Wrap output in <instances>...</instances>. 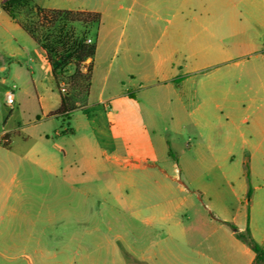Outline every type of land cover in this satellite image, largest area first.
Returning <instances> with one entry per match:
<instances>
[{
    "label": "rangeland",
    "instance_id": "374dc122",
    "mask_svg": "<svg viewBox=\"0 0 264 264\" xmlns=\"http://www.w3.org/2000/svg\"><path fill=\"white\" fill-rule=\"evenodd\" d=\"M1 1L0 36L17 38L25 46L26 58L21 67L15 61L11 65L6 62L7 70H0V264L134 262L131 249L142 245L135 242L136 230L129 214L139 197L138 186L133 182L143 180L145 173L128 169L127 158L148 154L151 162L162 164L169 174L183 178L181 170L186 158L193 161L198 156L182 151L194 143L195 135L190 126L180 130L176 123L177 119L189 121L187 111L176 104L180 96L189 103L197 102L198 86L226 65L238 74L246 68L264 70L261 28L219 42L220 48L229 50L225 57L228 62L224 64L207 67L214 60H189L191 67L173 69L171 64H185L188 60L182 55H171V49L194 36H207L205 26L226 33L232 23L245 24L249 12L243 5L259 6L260 0H210L211 6L190 7L183 13V21L172 22L163 0H33L41 7L95 10L101 14L98 28L74 25L78 35L85 34L99 45L95 57L98 74L89 88L76 75L75 66H69L63 78L66 92L62 94L55 83L47 82L48 92L57 97L63 95L68 116L45 117L43 122L25 126L17 134L11 132V146L2 135L12 127L5 92L13 91L18 97L21 84L39 73L31 60L36 44L21 28V34L5 31L3 26L11 19L2 10ZM237 3L242 7H236ZM149 5L152 11L146 9ZM19 18L28 23L37 21L27 8ZM12 24L16 26L14 21ZM133 39L137 43L132 44ZM145 57L149 59L146 65ZM160 61L163 66H159ZM88 64L89 61L80 64L79 73H87ZM119 68H123V76L115 82ZM107 70L111 71L109 81L114 86H103ZM133 75L136 80H131ZM28 101L34 104L32 97ZM32 116V112L28 113L23 120ZM58 131L62 134L57 135ZM25 136L30 138L29 147L53 155L56 172L33 168L27 161H15L18 158L10 147H24ZM161 138L172 147L160 152ZM239 165L243 166L240 161ZM147 174L159 179L154 170ZM148 192L147 185L141 188L140 195L147 199ZM147 205L145 200L141 207L145 209ZM178 212L184 213L185 209ZM122 214L123 220L116 219ZM231 216L230 224L239 231L237 224L247 221L244 213L233 212ZM235 253L241 262L240 253Z\"/></svg>",
    "mask_w": 264,
    "mask_h": 264
},
{
    "label": "crops",
    "instance_id": "0c3cea01",
    "mask_svg": "<svg viewBox=\"0 0 264 264\" xmlns=\"http://www.w3.org/2000/svg\"><path fill=\"white\" fill-rule=\"evenodd\" d=\"M209 1L162 2L171 14L169 22H172L183 21V13L190 7L211 6ZM243 6L245 11L251 13H248L249 16L247 14L245 24L232 23L226 27V33L220 32V28L209 29L205 26L207 36H194L171 49V55H182L188 60L185 64L173 63L172 68H189V60H214L207 67L214 63H227L225 57L229 55V50L220 48L217 45L219 42L225 37L236 38L247 35L248 32L251 34L250 30L257 32L258 28L264 31V0L259 1V6ZM236 7L242 6L237 3ZM146 9L153 10L150 5ZM7 16L10 18L8 14ZM10 19L3 26L5 31L21 34L18 28L22 27ZM143 41L146 43L147 39ZM33 42L36 44L34 40ZM132 42L137 43L134 39ZM95 45L97 57L100 48L98 44ZM32 52L31 60L39 75L31 76L28 81L23 82L14 104L8 105L12 127L3 131L2 135L6 137L9 146L14 142L10 137L11 132L17 134L25 126L43 122L45 117L52 119L60 115L68 116L69 112L66 103L65 106L62 104L63 95L57 97L48 92L47 82H55L46 53L38 44ZM95 57L92 60L89 88H92L98 74ZM24 58L25 46L17 38L0 36L1 71H6L7 63L11 65L14 61L21 67ZM144 63H149L148 57H145ZM163 65L164 62L160 61L159 66ZM119 69L115 82H119L123 76V68ZM31 73L35 72L31 70ZM110 74L111 71L107 70L104 87L115 85L109 81ZM136 78L133 75L131 80ZM196 93L197 102L189 103L180 96L176 103L189 114L188 122L183 123L184 119H177V125L180 130L190 126L195 135L194 143L185 146L182 151L186 155L192 152L198 156L193 161L186 158L181 170L184 172L183 178L169 174L166 166L151 162L148 154L130 156L126 160L128 169L144 172L145 177L133 182L134 186H138L139 197L133 202L132 212L129 214L136 230L135 242H140L142 246L131 249L134 262L124 261L123 264H254V251L230 227L233 212L244 213L247 219L244 224H237L239 231L242 233L249 230L253 239L264 248V70L246 68L240 69L238 74L235 68L226 65L203 80ZM30 97L34 101L32 105V101H28ZM190 107L192 110L189 111ZM31 112L33 116L23 120V116ZM21 121L26 122L21 125ZM61 134L57 132V135ZM29 139V136L23 138L25 146L21 149L10 147L11 153L18 158L15 161H27L33 168L56 172L58 166L53 155L29 147ZM160 140V152L172 147L164 138ZM151 170L159 174V179H152L147 174ZM147 185L149 195L145 199L140 194L141 188ZM142 200L148 202L145 209L141 207ZM180 209H185V212L179 213ZM205 209L207 211L203 212ZM118 216L120 217L116 219H124V214ZM140 226L142 227L139 228ZM117 237L123 238L122 235ZM236 251L240 253L241 262L236 257Z\"/></svg>",
    "mask_w": 264,
    "mask_h": 264
},
{
    "label": "trees",
    "instance_id": "16d2710c",
    "mask_svg": "<svg viewBox=\"0 0 264 264\" xmlns=\"http://www.w3.org/2000/svg\"><path fill=\"white\" fill-rule=\"evenodd\" d=\"M1 8L15 20L46 53L52 68L54 82L58 88L63 85L64 74L69 66H75V73L90 86L92 60L96 54L95 43H88L85 34L78 35L75 24L83 27H99L101 14L84 10L47 9L33 3V0H2ZM27 8L35 14L37 21L28 23L19 18ZM89 61L87 73H79L78 66ZM65 106V99L62 98ZM65 108V107H64ZM236 236L246 243L255 253L254 264H264V248L256 242L250 232L241 233L230 224Z\"/></svg>",
    "mask_w": 264,
    "mask_h": 264
},
{
    "label": "built area",
    "instance_id": "2783aa9c",
    "mask_svg": "<svg viewBox=\"0 0 264 264\" xmlns=\"http://www.w3.org/2000/svg\"><path fill=\"white\" fill-rule=\"evenodd\" d=\"M87 42L88 43H93V40L91 38H88L87 39ZM60 90L62 93H65L66 92V89L63 85H61L60 87ZM14 101H15V94L13 91H8L6 94H5V102L7 105H13L14 104Z\"/></svg>",
    "mask_w": 264,
    "mask_h": 264
}]
</instances>
